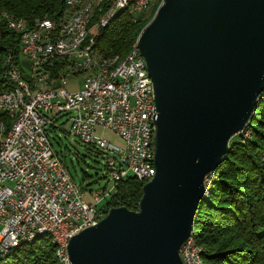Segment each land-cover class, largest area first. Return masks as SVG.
Segmentation results:
<instances>
[{
  "label": "water",
  "instance_id": "water-1",
  "mask_svg": "<svg viewBox=\"0 0 264 264\" xmlns=\"http://www.w3.org/2000/svg\"><path fill=\"white\" fill-rule=\"evenodd\" d=\"M153 81L155 168L138 210L73 236L72 264H183L205 178L264 93V0H165L138 38Z\"/></svg>",
  "mask_w": 264,
  "mask_h": 264
},
{
  "label": "built area",
  "instance_id": "built-area-1",
  "mask_svg": "<svg viewBox=\"0 0 264 264\" xmlns=\"http://www.w3.org/2000/svg\"><path fill=\"white\" fill-rule=\"evenodd\" d=\"M67 0L66 10L60 17V28L43 27L47 37L24 42L29 55L27 74L35 83L53 76L58 67H48L44 56L61 51L60 41L70 45L82 34V24L88 19H76L74 2ZM147 0H122L129 5V13H142ZM121 7V6H120ZM120 7L118 9H120ZM101 53L94 43L84 50L80 61L63 71L59 87L40 93V100H31L25 93L22 106L12 103L13 92L0 93V124L4 117H12L15 109H24L21 121H15L14 133L5 146H0V252L8 249L18 239L30 238L37 229H54L65 243L69 264L68 246L71 238L96 226L106 217L104 204L113 195L116 186L128 178L147 184L156 175L155 147L153 141V107L155 90L148 85V75L143 67L139 49L136 56L114 76H103V68L94 67L95 78L74 82L76 74L84 70L87 60ZM21 82L11 68L8 74ZM71 83V84H70ZM70 116V134L105 154L106 173L114 186L109 191L91 192L82 189L73 180L60 153L51 142L49 128L57 126L56 118ZM116 135L121 146L110 143L105 134ZM264 152V150H263ZM207 175L205 184L208 185ZM183 264H195L194 252L184 243L180 250Z\"/></svg>",
  "mask_w": 264,
  "mask_h": 264
},
{
  "label": "trees",
  "instance_id": "trees-1",
  "mask_svg": "<svg viewBox=\"0 0 264 264\" xmlns=\"http://www.w3.org/2000/svg\"><path fill=\"white\" fill-rule=\"evenodd\" d=\"M64 9L65 0H0V91L14 88L8 75L9 58L19 66L22 62L21 37L9 29V19L25 20L30 27L45 20L59 23ZM140 17L134 19L126 10L99 30L96 48L100 56L124 60L146 24ZM4 122L11 125L8 117ZM246 127L253 129V137L238 135V141H230L228 154L213 173L208 194L196 214L192 233L205 249L202 264H264V95ZM56 130L51 127L52 132ZM144 185L135 178L120 182L104 204L107 215L118 207L137 211ZM0 264L60 263L52 238L45 235L32 245L12 250Z\"/></svg>",
  "mask_w": 264,
  "mask_h": 264
},
{
  "label": "bare ground",
  "instance_id": "bare-ground-1",
  "mask_svg": "<svg viewBox=\"0 0 264 264\" xmlns=\"http://www.w3.org/2000/svg\"><path fill=\"white\" fill-rule=\"evenodd\" d=\"M159 0H147L144 10H149L155 7ZM122 0H77L74 2V10H88L87 11H76V19H88L86 23L82 24V34L78 35L77 40L74 41L72 45L68 41H60L61 51H55L53 56H44V63H48V67H60L62 71H54L53 76H47L46 78H41L38 83H35V79L31 74H27L22 66L17 65L15 62H11V58L8 60L9 70L11 68L16 73L19 80H22L24 86L21 82H16L14 79H11L14 84V88L11 91L13 92L12 103L15 106H22L25 99V93H31V100H40V93H45L59 87V82L63 79V71L70 70V64L76 63L81 60L83 57L84 50L89 46H92L94 43V48H96V38L99 30L105 29L110 26L113 21L124 11H129V5H121ZM165 3V0H162V5ZM161 5V6H162ZM121 6V7H120ZM67 7V0H65V9ZM120 7V9H118ZM140 13H135V18H138ZM9 29L17 33L21 37V44L23 47L22 59H25L27 63L29 62V55L27 52L26 46H23L22 35L24 33H31V35H24V42H32V37L34 38H43L47 37V30H42L43 27L50 26L51 28H60V22L55 23L51 21H40L37 22L33 27L29 26V23L25 20H15L9 19L8 21ZM138 42L133 46L130 54L122 61L111 60L103 58L98 55H94V60H87V65H84V70L79 71L76 74L77 76L86 75L84 81H89L90 79L95 78V71L91 70V67H94V63L97 67L103 68V76H114V73L121 71L127 63L133 60L138 51ZM143 67L148 75V85H151V90L154 89L153 81L149 75L147 63L143 57ZM1 93V91H0ZM264 95V93H263ZM154 103H156V95L154 93ZM157 104L153 107V141L155 138V120L157 117ZM24 116V109H15L12 113L11 125L9 126L6 122L0 124V146H5L7 140L11 139V135L14 133L15 121H21ZM252 129H245L238 135H242L245 138H252L253 131ZM262 162L264 164V152L262 155ZM214 173V172H213ZM211 173V177L208 178L207 194L211 186L212 178L214 174ZM148 181L147 183H149ZM206 194V195H207ZM105 218V217H103ZM101 218L100 221L103 219ZM97 225V224H96ZM86 229H81V232ZM48 235L52 238V243L56 247V255L60 264H69V258L67 255V248L65 243H62L57 235L54 233V229L41 228L37 229L35 233L27 239H18L8 249L0 252V261L6 258L9 253L23 245H32L38 238ZM188 245V250L194 252V262L195 264H202L201 253L202 249L198 248L195 244V239L193 233L189 240L186 242ZM72 264V263H71Z\"/></svg>",
  "mask_w": 264,
  "mask_h": 264
},
{
  "label": "rangeland",
  "instance_id": "rangeland-1",
  "mask_svg": "<svg viewBox=\"0 0 264 264\" xmlns=\"http://www.w3.org/2000/svg\"><path fill=\"white\" fill-rule=\"evenodd\" d=\"M161 5L162 0H159L155 7L149 10H144L139 14V16L141 15V21L146 22L141 30V33L144 28L152 21L156 14V11ZM27 64V61L25 59H22L21 66L25 71H27ZM85 77L86 75L77 76L73 81L79 82L80 88ZM56 119L57 126L61 127V129L56 130V132L54 133L49 128L51 134V142L55 150L61 152V157L68 167L75 183L82 189H87L91 192L111 190L114 186V183L111 180L109 174L106 173L104 163L105 154H102L101 152L94 150L90 146L83 144L70 134V116L60 115ZM251 131H253V129ZM105 138L110 143L116 146L122 145V141L116 135L108 133L105 134ZM231 140L232 142H236L239 140V136H234ZM195 245L198 246V248L200 247L202 251L205 250L197 243Z\"/></svg>",
  "mask_w": 264,
  "mask_h": 264
},
{
  "label": "flooded vegetation",
  "instance_id": "flooded-vegetation-1",
  "mask_svg": "<svg viewBox=\"0 0 264 264\" xmlns=\"http://www.w3.org/2000/svg\"><path fill=\"white\" fill-rule=\"evenodd\" d=\"M247 125H248V124H247ZM247 125H246V126H247Z\"/></svg>",
  "mask_w": 264,
  "mask_h": 264
}]
</instances>
